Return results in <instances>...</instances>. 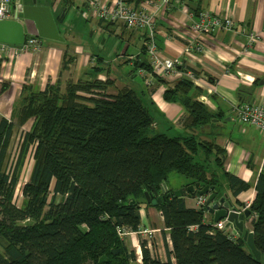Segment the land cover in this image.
Masks as SVG:
<instances>
[{
  "label": "trees",
  "instance_id": "trees-1",
  "mask_svg": "<svg viewBox=\"0 0 264 264\" xmlns=\"http://www.w3.org/2000/svg\"><path fill=\"white\" fill-rule=\"evenodd\" d=\"M73 5L75 0H61L66 13ZM100 23L108 30L113 26ZM141 53L147 54L144 44L134 55L136 70L151 71ZM68 59L62 70L73 62ZM91 71V78L68 80L64 87L60 80L44 89L24 83L12 117L0 119V264H134L136 254L118 229L141 230L140 210L152 206L145 193L153 189L165 196L156 208L171 248L162 260L142 241V264H264L242 235L231 239L212 218L206 220L204 206L189 207L169 184L170 174L177 172L188 180L184 186H219L234 197L250 188L226 171V150L216 139L198 133L217 125L224 112L200 101L199 88L183 77L162 95L184 109L181 127L163 121L161 131L147 89L126 86L108 93L115 81L99 79L101 67ZM256 85L238 89L239 103L252 101ZM31 120L10 160L16 128ZM28 158L32 170L22 183ZM164 184L168 191L161 193ZM255 190L248 209L254 243L263 256L264 173Z\"/></svg>",
  "mask_w": 264,
  "mask_h": 264
},
{
  "label": "crops",
  "instance_id": "crops-1",
  "mask_svg": "<svg viewBox=\"0 0 264 264\" xmlns=\"http://www.w3.org/2000/svg\"><path fill=\"white\" fill-rule=\"evenodd\" d=\"M37 3L51 7L63 40L46 38L47 41L42 40V47L37 52L27 50L14 55L0 50V119L12 117L24 83L44 89L49 82L60 80L65 84L68 80L89 79L92 77L91 68L101 67L100 61L101 63L104 61V57L96 54V49L80 43L78 33L85 28L82 23H77L71 30V27L65 26L60 19L57 21V17L64 11L61 0H37ZM183 5L194 13V20L198 19L201 12L207 11L211 14L229 15L234 24L230 30H217L212 34L196 33L191 29V22L185 13L181 11ZM75 7L84 20L95 21L98 27L104 29L100 21L90 15L88 18L85 17L88 10L84 1L75 0V5L68 11ZM62 25L63 32L60 28ZM126 30L128 31L126 38L131 43H136L140 39L143 46L142 34ZM182 33L196 37L198 45L203 49L192 51L191 55L185 53L187 38L183 37ZM251 33H255L257 37L254 44L249 43ZM157 39L165 55L183 59L185 66L196 71L206 82L203 86L196 85L199 88L198 99L212 111L224 112V118L217 125H206L198 133L202 139H216L226 150L224 164L226 171L250 184V188L240 192L237 197L229 190L224 191L236 202L238 209H243L254 200L257 179L264 173V134L252 126L239 123L234 115V106L239 103L238 89L241 87L249 89L257 82L251 102L264 107V0H175L169 12L159 11ZM70 57L73 58V62L62 70L64 59L68 61ZM129 60L135 66L136 57L130 56ZM139 71V69L136 71L138 75ZM97 77L101 80L113 79L114 87L117 84L115 78L103 72ZM162 79L164 82H157L155 79L152 86L145 83L155 105V116L158 120L155 127L161 128L163 121H166V125L181 127L179 120L184 117V109L179 104L166 102L162 96L166 87L174 82L167 78ZM126 86L129 85L123 84L121 88ZM114 87L108 93H116L120 89L115 90ZM185 198L189 207L196 208V197ZM140 214L143 226L147 225L148 219L154 225L157 221L154 220L155 214L163 222L160 211L154 206L143 207ZM213 217L210 213L206 214L207 221ZM251 224L249 218L245 219L246 229L251 230ZM164 231L166 232L164 237L156 241L157 245L162 246L158 247L162 260L167 259V249L171 248L168 230L164 228ZM134 234L139 232L129 235L131 244L142 254L141 246L136 244L137 236ZM138 262L142 263L140 255Z\"/></svg>",
  "mask_w": 264,
  "mask_h": 264
},
{
  "label": "built area",
  "instance_id": "built-area-1",
  "mask_svg": "<svg viewBox=\"0 0 264 264\" xmlns=\"http://www.w3.org/2000/svg\"><path fill=\"white\" fill-rule=\"evenodd\" d=\"M81 1L86 3L89 15L96 20L103 23H111L113 25L119 24L126 29L136 31L143 35V44L146 48L151 71L139 69V73L145 79L146 85L152 86L155 79L157 80L156 76L167 78L173 82L177 79L187 77L197 86L206 84L203 78L198 76L196 71L188 69L185 66L183 59L165 55L159 46L157 39L159 11L163 10L169 12L175 0H141L138 3L131 0ZM181 11L185 13L188 20L191 22V29L196 33L205 32L212 34L217 30H230L234 24L233 19L229 17V15L211 14L205 11L199 14L197 20H194V13L190 12L187 6H181ZM13 16V1L0 0V21L12 19ZM182 36L187 38L184 49L185 53L191 55L192 51H201L203 49V47L198 45L196 37H190L184 33H182ZM256 40L257 37L255 33H251L249 35V43L254 44ZM41 47V37L32 36H28L23 45L0 43V50L4 51V53L11 52L14 55L27 50L37 52ZM209 91H211V89H209ZM234 115L237 121L242 125L252 126L264 134V107L262 105L254 102L238 103L234 106ZM196 199V207H203L207 196H197ZM249 205L250 204L243 209H248ZM252 219L253 216H250L249 220L252 221ZM215 224L218 228L226 230L231 239H235L240 235L235 227L232 225L227 226V220L225 218L215 222ZM149 230L150 229H146L144 231L150 232ZM118 233L124 238L133 232L119 228ZM140 259L142 260L141 254Z\"/></svg>",
  "mask_w": 264,
  "mask_h": 264
},
{
  "label": "rangeland",
  "instance_id": "rangeland-1",
  "mask_svg": "<svg viewBox=\"0 0 264 264\" xmlns=\"http://www.w3.org/2000/svg\"><path fill=\"white\" fill-rule=\"evenodd\" d=\"M76 8V7H75ZM72 8L71 11H68L64 18L61 15V18H63V24L67 27H71L70 29H74L77 25V23H82L85 28L78 33L79 38L81 39V44H88L92 46L94 49H96V54H100L102 57H104V61L101 63L100 66L102 67V72L106 75L110 76L111 78L116 79V86L113 89L121 88L123 84H128L129 86L135 88L137 92H141L142 90L146 89L145 86V79L137 74L136 67L129 62V57H135L132 56L131 53L134 48H137L139 51H141L142 43L141 40L138 39L136 43H131L127 38L126 35L128 34V31L125 29L124 26L115 24L111 26V28L108 29H101L97 26V23L95 21L90 20H84L83 16L79 11H77V8ZM89 14L86 13L85 17L88 18ZM75 26V27H74ZM74 27V28H73ZM63 32V25L60 26ZM124 35H122L123 33ZM41 39L44 41H47L46 38L41 37ZM130 42V43H129ZM140 57L142 59L147 58V54L141 53ZM135 73V74H134ZM106 80V79H104ZM123 83V84H122ZM64 83L62 82V87H64ZM32 120L29 121L22 129H17L14 134L12 147H11V159L13 160L16 158L18 150H19V144L21 139L22 131H25L26 129H29L32 125ZM182 122V119L179 120V123ZM158 130H164L163 128H160ZM167 131V129H166ZM170 135H173V133H170ZM33 160L31 158H28L26 161V165L24 167L23 173H22V179L21 182L27 181L29 178L30 172L32 170ZM188 182V180L183 177L181 174H178L177 172H172L169 177V184L170 187L174 188L175 190L180 189L184 187V185ZM21 185V184H20ZM23 185V184H22ZM18 199L20 198L21 192L18 188ZM154 220L156 221L154 225L150 223V219H148L147 225L141 227L139 234H134L137 236L136 244L141 246V252H142V241H146L148 244V247L154 257H159V251L158 247L159 244H156V241H160L161 237L166 233L164 231V225L163 222L160 220L158 215H154ZM150 229V232H146L144 230ZM164 237V236H163ZM124 239L126 240V243L130 247L132 251L136 254V262L134 264H142L138 262L139 258V250L137 248H134L130 241V236H125ZM263 262H264V255L261 256Z\"/></svg>",
  "mask_w": 264,
  "mask_h": 264
},
{
  "label": "water",
  "instance_id": "water-1",
  "mask_svg": "<svg viewBox=\"0 0 264 264\" xmlns=\"http://www.w3.org/2000/svg\"><path fill=\"white\" fill-rule=\"evenodd\" d=\"M14 4V16L12 19L0 21V43L23 45L28 36L43 37L48 39L63 40L49 5H39L37 0H12ZM65 13V10L63 11ZM62 13V17L64 16ZM133 49L132 54H137ZM168 191L164 184L161 193ZM177 197L207 196L204 209L212 214L214 222L221 219L227 220V226L235 227L240 235L247 241L251 252L256 259H261V252L254 243V233L245 228V219L251 216L250 209H238L236 202L230 196L220 190L219 186H203L196 188V185L189 184L180 189L174 190ZM147 201L156 207L165 196L158 190L153 189L145 193Z\"/></svg>",
  "mask_w": 264,
  "mask_h": 264
}]
</instances>
